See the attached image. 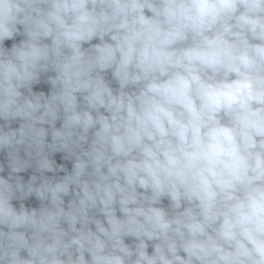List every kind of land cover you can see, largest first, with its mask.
Segmentation results:
<instances>
[{
    "label": "clouds",
    "instance_id": "obj_1",
    "mask_svg": "<svg viewBox=\"0 0 264 264\" xmlns=\"http://www.w3.org/2000/svg\"><path fill=\"white\" fill-rule=\"evenodd\" d=\"M0 264H264V0H0Z\"/></svg>",
    "mask_w": 264,
    "mask_h": 264
}]
</instances>
